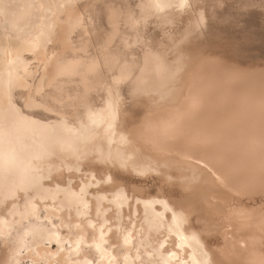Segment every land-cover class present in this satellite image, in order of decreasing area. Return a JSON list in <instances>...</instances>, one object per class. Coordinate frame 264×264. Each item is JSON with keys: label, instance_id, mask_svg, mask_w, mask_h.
<instances>
[{"label": "bare ground", "instance_id": "1", "mask_svg": "<svg viewBox=\"0 0 264 264\" xmlns=\"http://www.w3.org/2000/svg\"><path fill=\"white\" fill-rule=\"evenodd\" d=\"M96 1L0 0V264H264V66L197 44L199 0L105 3L76 44Z\"/></svg>", "mask_w": 264, "mask_h": 264}, {"label": "rangeland", "instance_id": "2", "mask_svg": "<svg viewBox=\"0 0 264 264\" xmlns=\"http://www.w3.org/2000/svg\"><path fill=\"white\" fill-rule=\"evenodd\" d=\"M131 4L135 0H127ZM123 0H97L88 8L87 22L89 34L74 36L76 44H80L87 37L95 42L101 37L108 25L105 17V3L119 5ZM199 7L203 8L205 14V26L202 34L196 35L197 44L212 55L233 62L238 66L263 67L264 66V0H199ZM147 42L154 45L164 40L160 28L156 23H148L142 31ZM148 39V40H147ZM122 58H130L131 55L140 56L142 45H134L129 49L119 47ZM89 53L99 54L96 46L88 48ZM235 64V65H236ZM101 94V92H100ZM15 101L23 106L20 95H15ZM35 116L48 117L42 111H34ZM141 110H136L134 118L139 117ZM122 177L128 186L136 184L147 188L150 192H156L159 180L155 176H130ZM263 196H254L248 202L251 205L264 203Z\"/></svg>", "mask_w": 264, "mask_h": 264}]
</instances>
